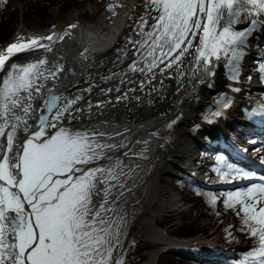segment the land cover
Listing matches in <instances>:
<instances>
[{"label": "snow or ice", "instance_id": "snow-or-ice-1", "mask_svg": "<svg viewBox=\"0 0 264 264\" xmlns=\"http://www.w3.org/2000/svg\"><path fill=\"white\" fill-rule=\"evenodd\" d=\"M144 6L147 11L134 29L137 38L128 37L137 57L129 69L151 73L153 78L157 68L161 73L174 65L183 69L185 58L191 56V74L199 83L215 76L214 63L222 59L230 70L229 79L237 82L249 38L257 25L264 27V0H145ZM242 16L250 26L236 30ZM38 48L51 51L38 39L11 43L0 53V72L14 55ZM47 63L41 59L12 64L0 83V137L7 138V151L0 159V264H124L123 258H114L113 253L124 247L127 213L109 200L112 189L125 186L119 180L123 173L116 171L122 162L114 166L99 163L112 160L105 150L118 145L102 143L98 137L103 133L64 126L66 119H75V111H81L73 108L80 97L61 103V96L49 90L40 106L38 124L17 142L21 123L26 132L30 128L27 120L34 110L33 102L43 96L46 82L56 81L63 70L58 66L51 71L45 67ZM231 87L234 92L241 91ZM216 103L221 110L212 115L219 117L232 100L222 97ZM18 107L23 117L15 114ZM218 161L216 172L221 180L256 177L254 171L228 162L223 155ZM259 179L260 183L244 191L229 193L224 201L226 207L241 205L243 224L258 239V247L248 253L246 264H264V207L257 210V204L264 201V176ZM113 180L117 184H112ZM99 184L105 185V195L97 207L93 196ZM216 199L212 196V203Z\"/></svg>", "mask_w": 264, "mask_h": 264}, {"label": "bare ground", "instance_id": "bare-ground-1", "mask_svg": "<svg viewBox=\"0 0 264 264\" xmlns=\"http://www.w3.org/2000/svg\"><path fill=\"white\" fill-rule=\"evenodd\" d=\"M144 5L145 0H122L114 23L104 27L101 33H95L93 27H88L89 31H81L76 39L56 40L52 51L42 59L47 60V69L55 71L56 67L62 66L63 70L58 73L56 81L49 79L46 82L43 96L33 102L34 110L27 120L29 130H24L23 123L17 129V142L20 136L30 134L49 90L58 92L61 103L65 99L80 97L73 108L81 111H75V119H66L64 126L73 131L94 130L103 133L98 137L102 143L118 145L105 150L112 160L104 159L99 163L114 166L118 161L122 162L116 171L123 173L119 180L125 186L119 189L117 185L112 189L109 200L123 206L127 213V235L122 237L124 247L122 250L118 247L117 257L113 254L114 258L123 259L133 243L143 240L161 244L162 247L205 248L215 244L204 236L174 240L157 226L160 218L174 210L172 202L163 196V188L157 185L172 176L173 164L179 167L185 165L182 170L189 167V154L200 143L201 135L215 139L219 134L224 135L223 131H229L228 135L207 149L223 147L226 141L230 152L237 150L233 140L236 139V129L230 131V128L235 123L243 122L240 117L242 105L246 108L248 101H252L248 94L257 90L242 76L247 73L248 57L256 53L258 39H264V27L257 25L249 38L237 82L229 79L230 70L222 59L218 64L214 63L215 76L205 77L204 83H199L191 74V56L185 58L183 69H177L174 65L161 73L157 68L153 78L151 73L129 69L135 49L128 43V37L137 38L134 29L136 21L147 11ZM149 23H152L151 19ZM239 25V30L250 26L244 17ZM190 51L194 54V49ZM37 60L41 59H32L28 63ZM210 83L212 87H209ZM233 85L241 91L234 92ZM259 93L264 94L261 90ZM222 97L232 100V104L222 110L221 116L215 117L212 115L213 109L221 110L216 101ZM18 112L17 116H24L22 108ZM172 121L175 123L169 127ZM111 183L117 184L115 180ZM104 188V184H99L93 196L97 207L104 200ZM158 257V250L151 251L143 264H155Z\"/></svg>", "mask_w": 264, "mask_h": 264}, {"label": "rangeland", "instance_id": "rangeland-1", "mask_svg": "<svg viewBox=\"0 0 264 264\" xmlns=\"http://www.w3.org/2000/svg\"><path fill=\"white\" fill-rule=\"evenodd\" d=\"M6 3L10 4L5 7V13L6 15V21H10L9 24L6 22L1 23L0 22V44L2 43V47L0 48V53H3L5 49L13 43L12 41L15 40L14 38L9 40L16 32H19L20 30L25 31L27 29L34 31V32H39L41 33L38 39L42 44L49 45L51 48L56 40H62L60 39L63 37V39H75L74 35H77V30H78V25L77 23L74 25L75 27H70L73 26V23L77 21L81 27L83 28H90L93 27L97 30V33L102 32V26L108 27L112 26L114 23V20L116 16L120 12V4L122 3V0H70V1H53L50 3V9L47 11L48 15L45 17H49L48 23L46 20H41L43 17H33V16H26L24 14V9L23 5L20 4L16 0H5ZM109 5H112L113 7L110 9ZM14 12V13H13ZM13 13V14H12ZM12 17H9L11 16ZM15 14L17 18H15ZM153 15H155L153 13ZM9 18V19H8ZM12 18V19H11ZM28 19V20H27ZM90 19L92 22L90 24L86 23L85 20ZM109 20V21H108ZM15 21V26H13L14 32L12 34H8V32H11V24ZM108 21V22H107ZM53 26V29H51L49 32H47V28ZM103 27V28H104ZM21 32V31H20ZM10 38L8 39V37ZM52 36L53 39L50 41L46 39V37ZM9 40V41H8ZM17 42V40L15 41ZM263 45H264V39H258L257 44H256V53L247 59V73H244L242 78L244 81H247L248 83L252 84L255 88H257L256 91H259V84L257 83V73L258 69L257 67L262 63L260 60L264 57V50H263ZM258 52V54H257ZM50 51L44 48H38V49H33L30 51H26L24 53H19L14 55L9 59V61H6L5 65V70L0 72V83H2L4 75H6V72L8 70H11L12 64H27L29 60L32 59H42L45 57L47 54H49ZM257 54V55H256ZM251 77V79H249ZM254 91V90H253ZM253 91H250L249 98L252 99V101H248V106L251 105H256V104H261L263 105L264 102H261L260 97L258 96L259 92L254 93ZM24 94V93H23ZM22 94V96H23ZM246 100V99H245ZM255 101V102H254ZM258 102V103H257ZM246 107V108H247ZM21 108H16L15 114L18 115V111ZM245 109V106L242 105V112H241V119H243V110ZM214 111L217 110V108L213 109ZM3 120L0 119V123H2ZM14 122V121H13ZM243 123H235L232 125L230 128V131H233L234 128L236 129L238 126L242 125ZM11 129L9 128L6 131H10ZM225 132L224 135H228L229 131H223ZM220 135L224 136L223 134H219L215 137L214 140H211L208 137H204L203 135L200 136V143H197L195 147L191 150L190 155V161H189V167L187 166L186 169H181L185 168V165H177L173 164L171 168V174L169 178H165L162 180L161 184L159 183L157 187L163 188L165 191L163 196H166V199L172 202V206L174 207L173 211H170V213L165 214L160 220L157 222V226L162 228L167 236L169 238L174 239V240H190L193 238H186L188 236H192L193 232L190 230V232L182 231L184 224L183 220L187 219L186 217L189 216L190 213L193 211L195 212H200L201 208L203 207L201 204L199 205V209L196 206V200H189L186 197L185 194H182L181 191L177 190L174 184V181L178 178H181L182 176H192L194 177L197 182L199 183L201 181L205 183L211 182V175H213L212 172L207 170V165H205V162H207L206 155L207 153L212 154L210 151H206L207 148H210V146L214 145L216 143L217 138H220ZM237 138V137H236ZM238 139V138H237ZM237 142V141H235ZM248 145L245 144L243 148L247 149V153L245 156L251 158L252 154H255V152H251V148L247 147ZM7 151V138L6 135L4 137H0V159L3 158L4 152ZM245 151V150H244ZM250 151V152H249ZM246 152V151H245ZM204 154V155H203ZM211 159V158H208ZM212 160H210V163ZM252 163V162H251ZM191 178V177H189ZM238 181L236 184H238ZM130 179V178H129ZM238 188V185H236ZM241 191L240 189H238ZM217 198V197H216ZM173 200V201H172ZM249 203H252V201H249ZM212 204V203H211ZM260 207H264V201L260 202ZM235 210V214L237 216L238 212L234 207H232ZM233 215V216H236ZM230 213H226L223 217L219 218L215 222V226L213 229L210 231H214L212 236L208 238L205 236L207 239L212 240L215 244L213 245H207V248H197L195 250L196 253H203L205 252L204 250L207 249L208 252H210V249L212 247L222 249L223 251H230L231 252V246L234 247L237 251H241L245 248H247V240L242 237L238 232V229H241L242 227L239 226V222L234 220V217ZM205 218V217H204ZM237 229V231L235 230ZM209 232V233H210ZM213 238V239H212ZM137 245H148L150 247H153L152 249L146 250L143 252V259L140 262V264H143L146 262L148 258V254L151 251H159V257L155 264H164L167 262V264H187L179 261L178 258H175L172 254H161L160 253V246L161 244L157 243H150L148 241H139L136 243ZM135 244V245H136ZM134 245V246H135ZM134 246L132 248H134ZM129 247L127 250L125 256H124V264H132V260L130 258V249ZM178 248V247H174ZM184 248H189V247H184ZM193 251V248H189ZM117 251L118 247L114 251V255L117 257ZM142 252V251H141ZM235 252V250H234ZM223 257H220V260ZM118 259V258H117Z\"/></svg>", "mask_w": 264, "mask_h": 264}, {"label": "trees", "instance_id": "trees-1", "mask_svg": "<svg viewBox=\"0 0 264 264\" xmlns=\"http://www.w3.org/2000/svg\"><path fill=\"white\" fill-rule=\"evenodd\" d=\"M16 1H18L20 4L23 5L24 14L26 16L31 15L37 18L43 17L41 20H44V21L46 20V22L44 23L47 24L48 20L50 19H48L49 17H45V16L48 15L47 11L50 9V3L53 1L65 2V1H70V0H16ZM7 5H10V4L6 3L5 0L3 4H0V22L1 23L6 22L7 24H9L11 20L6 21V16L8 15H6L5 13V7ZM12 14L9 17H12ZM15 18H17L16 14H15ZM13 26H15V21L11 24L12 29H11V32H8V34L10 33L12 34V32H14L15 28L13 29ZM9 38L10 36L8 37V39ZM262 78H264V74L262 75ZM211 160L214 162L210 166L208 165L209 170L214 175L213 176L214 182H220L221 179L218 177L217 172H216V169L220 167L218 157H215L213 159L211 158ZM174 184L177 190L181 191L182 194L186 195L185 198L192 200V202L193 200L197 201L195 204L196 206H198L197 207L198 209L200 208L199 207L200 204L203 206L200 209L201 210L200 212L197 213L193 211L192 213L189 214V216L186 217L187 219L183 220L182 224H184V227L182 231H186L189 233L191 230L193 232L192 236H188L186 238H193L194 236H197V235L207 236L208 232L213 229V227L215 226V222L219 218L223 217L226 213H230L232 214V216L236 215L234 212V209L232 207H226L224 203V199L216 195V193L218 192L216 191L217 189L214 188L213 190L210 187L193 185L195 183L190 178H185L183 180L175 181ZM212 196L217 197L215 203H212L211 201ZM233 217H234V220L236 219L235 221L239 222V226L242 227L241 229H238L239 231L238 233L247 240V244H248L247 248H245L242 252H240L243 257H247L249 252H251L254 248L258 247V239L255 237H252L249 234L246 226L243 224V219L241 217L239 218L237 215ZM235 230L237 231L236 228ZM152 248L153 247H150L148 245L142 246V245L136 244L130 254L132 264H139L143 259V255H142L143 252L146 250L152 249ZM167 254H170V255L172 254L175 258H178L179 261L183 263H187V264H233L234 261L239 257V255L237 256L229 255L228 258L225 257L223 258L224 261L220 262V261L207 260L203 256L195 257V255L189 252L181 251V250L171 251V252H168ZM201 258L202 260H200ZM237 263L239 262L237 261ZM164 264H167V262H165Z\"/></svg>", "mask_w": 264, "mask_h": 264}, {"label": "water", "instance_id": "water-1", "mask_svg": "<svg viewBox=\"0 0 264 264\" xmlns=\"http://www.w3.org/2000/svg\"><path fill=\"white\" fill-rule=\"evenodd\" d=\"M55 94H57L58 95V92L57 93H55ZM49 95V92L46 94V96H45V98L47 97ZM40 114H41V112L39 111V114H38V119L35 121V123L32 125V127L31 128H34L35 127V125L39 122V116H40ZM28 136V134L27 135H25L24 137H21V139H20V141L22 140V138H25V137H27ZM19 141V142H20ZM165 250H167V249H165ZM163 252V251H162Z\"/></svg>", "mask_w": 264, "mask_h": 264}]
</instances>
